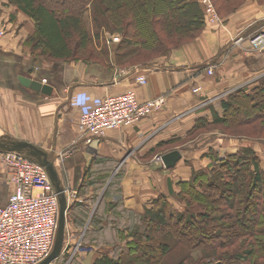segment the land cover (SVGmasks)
<instances>
[{
    "label": "trees",
    "instance_id": "16d2710c",
    "mask_svg": "<svg viewBox=\"0 0 264 264\" xmlns=\"http://www.w3.org/2000/svg\"><path fill=\"white\" fill-rule=\"evenodd\" d=\"M2 1L4 6L15 7L32 21L34 32L25 39V44L42 60L103 67L111 65L112 61L118 70L145 66L170 56L174 50L194 43L207 24L200 0ZM250 1L264 4V0ZM212 2L221 16L225 10L226 13L237 10L247 0ZM90 12L95 26L109 24L115 30L110 34L118 33L121 37L109 50L107 38L102 37L104 46L101 48L102 38L90 32L86 21ZM146 15L152 19L144 18ZM199 70L201 68L198 73ZM220 105L222 115L211 127L219 126L222 134L241 139L237 152L221 153L211 146L203 157L209 160L208 166L191 168L189 179L176 184L177 192L168 181L167 194L161 193L147 202L145 211L132 215L131 220L121 222L115 216L109 219L107 212L115 204L108 202L112 198L103 200L106 215L97 207V215L89 222L80 250L84 253L97 250L94 245L99 246L98 238L105 233L112 234L116 239L114 246L118 248L112 247V257L99 253L92 264H264V155L259 147L264 146V138H260L264 130V82L250 92L237 90ZM209 125L199 119L194 128ZM245 129L254 135L245 133ZM96 160L88 164L83 174L81 197L90 186L96 194L97 183L105 180L94 169L108 165V161ZM113 185L114 182L108 189ZM118 192L112 195L117 198ZM104 195L110 196V191ZM173 197L177 207L170 203ZM222 203L225 214L218 211ZM91 207L69 206L68 211L74 208L71 214L77 227H84L87 210ZM77 213L82 217L78 218ZM114 225L124 228L115 229Z\"/></svg>",
    "mask_w": 264,
    "mask_h": 264
},
{
    "label": "crops",
    "instance_id": "0c3cea01",
    "mask_svg": "<svg viewBox=\"0 0 264 264\" xmlns=\"http://www.w3.org/2000/svg\"><path fill=\"white\" fill-rule=\"evenodd\" d=\"M2 4L0 0V28L5 30L6 36L0 43V137L25 140L50 154L56 159L58 173L63 172L64 182L71 190L80 188L91 161L104 159L108 165L121 170L118 178L120 196L108 201L115 204L107 212L111 220L115 216L125 222L131 220L132 215L142 214L151 196L167 194L168 181L177 192L176 184L189 179L191 168L198 167L197 164L203 168L208 166L210 162L205 158L192 161L191 165L181 158L173 169L166 170L163 165L157 168L151 165L148 154L160 153L157 150L159 144L169 146L170 141L192 130L199 119L211 125L222 115L220 101L237 90L250 92V88L264 82V50L258 53L244 49V52L231 45L236 36L248 37L263 31L264 4L247 0L237 10L229 13L225 10L218 16L219 26L207 21L202 35L189 46L178 48L170 56L145 66L121 70L112 61L111 65L103 67L34 57L25 44V39L34 32L32 21L15 7ZM103 46L101 41L99 47ZM15 62L18 66L11 65ZM32 62H41L42 72L38 75L34 70L32 72ZM210 64L215 66L213 75L206 76L202 71ZM15 67L17 71H14ZM21 77L51 87L50 95L24 86L19 81ZM141 80L145 81L144 85L138 84ZM194 88L200 91H194ZM127 90L137 94L140 102L164 97L166 103L163 109L154 111L137 126L109 130L91 145L79 141L77 121L80 115L92 111L108 96L120 95ZM239 145V142L235 145L234 153ZM67 147L71 154L63 166L56 153ZM88 158L91 159L89 162ZM84 190L78 204L90 206L84 201L92 196L93 189L90 186ZM10 193L7 171L0 162V207L8 204ZM102 206L106 215L107 210ZM84 233H78L81 239ZM92 255L87 252L81 264H92Z\"/></svg>",
    "mask_w": 264,
    "mask_h": 264
},
{
    "label": "built area",
    "instance_id": "2783aa9c",
    "mask_svg": "<svg viewBox=\"0 0 264 264\" xmlns=\"http://www.w3.org/2000/svg\"><path fill=\"white\" fill-rule=\"evenodd\" d=\"M200 1L208 22L219 21L212 1ZM4 35L0 28V43ZM110 41L115 43L119 40L111 38ZM234 44L246 51L261 50L264 48V29L248 37L239 35ZM213 69L210 66L207 70L209 76L213 74ZM140 84L144 85L145 81L141 80ZM163 106L164 98L140 102L137 95L129 90L108 96L92 111L80 115L77 121L78 139L91 145L109 130L135 126L151 111ZM70 154L69 148L62 154L59 152L57 158L62 162ZM0 160L8 172V184L12 187L8 204L0 207V264H40L54 246L59 216L58 196L41 166L15 153H0ZM156 160L161 162V156H157ZM72 193L74 196V191L65 189L66 198ZM81 237L77 242L82 240ZM77 242L75 247H80L81 244ZM68 247L67 242L64 249Z\"/></svg>",
    "mask_w": 264,
    "mask_h": 264
},
{
    "label": "rangeland",
    "instance_id": "374dc122",
    "mask_svg": "<svg viewBox=\"0 0 264 264\" xmlns=\"http://www.w3.org/2000/svg\"><path fill=\"white\" fill-rule=\"evenodd\" d=\"M97 5L98 4L96 3V6ZM2 6H4V5L2 4ZM91 14H92V12L87 13V15H86V21H87V24H89L88 27L90 29V32L93 35L97 34L100 39L102 37L104 39L107 38L108 41H106V44H107V46L109 45L110 48H111V46L113 44L119 43L121 37H118L117 36L118 33L115 34V35H111L110 34V33H115V30L113 29L114 27H112L109 24L106 25V23H100V22H97V24L100 23L99 25H102L101 27H98V25L95 26V24H93V21H92V19L90 17ZM217 16H218V14H217ZM146 17L149 18L150 16L149 15H146L144 18H146ZM150 19H152V18L150 17ZM206 20H207V17H206ZM209 23L217 24L219 26V24L221 23V20L216 21V22H209ZM104 24H105V26H104ZM1 29H3V28H1ZM3 31L5 33V30H3ZM5 36L6 35H4V37ZM236 37H238V36H236ZM236 37L234 38L235 40H236ZM103 38L100 40V43H101V41L103 42ZM110 38H117L119 41L118 42H115V43L114 42L113 43H109V39ZM235 40H232V44L231 45H233L234 47L235 46L236 47H239L240 49H242L245 52V50H244L243 47H240V46L234 44L235 43ZM263 50H264V48L261 49V50H258V51H254V52L260 53V52H263ZM175 51H177V50H174V52ZM35 56L38 57V54L37 55L35 54L34 57ZM103 56H104L103 58L106 57L105 55H103ZM106 61L107 60H104V62H106ZM16 63H18V62L12 63L11 65L18 66V65H16ZM40 63L41 62H38V63H35V64L33 63L34 64L33 66L30 65L32 67L31 68L32 69V72L34 70V72L37 73L36 75H38L40 72H42L41 71L42 68L40 66ZM210 66L213 67V68L215 67L214 64H210V65L207 66V68H205L202 71V73L206 74V76H209L207 74V70L210 68ZM14 69H15L14 71H17L18 70L17 67H15ZM213 71H214V69H213ZM44 82L45 81H43V83ZM138 84H140V81L138 82ZM140 85H143V84H140ZM251 89L252 88H250V90ZM196 90L197 91H200L199 88H194V91H196ZM129 91H132V90H129ZM156 98H164V97H153V98L148 99L146 101L148 102V101H151V100L156 99ZM221 102L222 101H220V103ZM165 103H166V100L164 99V105H165ZM159 110H161V109H155V111H159ZM153 112L154 111H151V113L149 114V116H151V114ZM148 117H146V118H148ZM146 118H144V119H146ZM144 119H142V120H144ZM142 120H140L137 124H139ZM137 124L135 126H137ZM214 127H217V128H214ZM214 127H211V125H209L208 127H204L203 129H197V128H193L192 130L189 129L188 131H185L183 133V136L180 135V137H176L175 140L170 141L169 146L164 147V145L162 143L159 144L158 145L159 148L157 150L160 153H156V151L155 152L153 151V153L150 152L148 154V157L151 160V163L150 164L153 165L156 168L157 167H161L162 166V164H161L162 163V156L165 155V153L167 154V152H171V151H179L180 154H181V158H184V163L187 164V165H191V162L192 161L201 160V158H203L205 156L204 155L205 152L207 150H209L211 146L212 147H215L216 149H218L221 153L222 152L223 153L226 152V153H229V154L234 153L236 151L235 145L236 144L238 145V142H239V144H241V139L235 138V137H233L231 135H228V134H225V133L222 134L221 129H220L219 126H215L214 125ZM262 128H264V127H262ZM244 132L247 133V134H249L250 136L254 135V133H251V131H248L247 129H245ZM78 135H79V133H78ZM260 138H264V130H263L262 137H260ZM256 140L257 141H260L261 139H256ZM262 140L264 141V139H262ZM230 144H233V145L230 146V147H228ZM252 144L253 143H251V146H252ZM259 147H261V150L263 151V155H264V146L260 145ZM68 149H69V147L63 148L60 151V154L66 152ZM165 151H167V152H165ZM0 153H6V152H0ZM10 153H14V152H10ZM10 153H7V154H10ZM58 153H56V154L58 155ZM149 155H151V156H149ZM21 156H23V155H21ZM157 156H161V162L160 161L158 162L156 160ZM23 157H25V156H23ZM67 160L66 159L65 160H62L61 165H63V166L66 165ZM90 160L91 159L88 158L87 159V162H89ZM0 162H1V160H0ZM1 164H2V162H1ZM55 164H57V163H55ZM2 166H3L4 170H6L3 164H2ZM197 166L198 167H201L198 164H197ZM60 170H61V168H60ZM94 170H96L98 172V174L102 178L105 177V180H104V182H101L102 181L101 180L99 183H97V187H96V188H98L97 189V193L96 194L93 193L92 196H90L87 199V201H84V203H90L91 206H95V207H91V209H90L91 211L90 210H87V217L89 219V222L94 217V215H97V214H95L96 213V210L98 212V208L101 209V206H102L101 205V201L102 200H105L106 201V199H111V198L112 199H115V197L112 195V193L115 194L116 192H118L120 190V183H121L119 180L114 181V179L115 178H118V176L120 175L121 170H118V168L112 166V164H110V165H106V164L103 165L102 164L101 166L100 165L99 166H96V169H94ZM62 173L63 172L60 171L59 177L61 179V182L65 184V182H64V179L65 178L62 176ZM98 174H96L95 177ZM7 175H8V172H7ZM102 178H99V179H102ZM178 178H179V180H182V176H179ZM112 181L114 182V185L109 190L108 189V186H110V184L113 183ZM64 187H65V189H70L67 184H65ZM10 188L12 190V187L11 186H10ZM79 190H80V188L77 191H75V189L72 190V191L75 192L74 193V196H73V193L68 195V197H67L68 198V200H67V210H68L69 206H71L73 204H78L79 201H80V198L83 199V197H81V194L82 193H80ZM108 191H110V196L105 197L106 195H104V194H107ZM159 196H161V195L156 193V194H154V196H151V199L150 200L152 201V200L158 198ZM173 198H171L170 203L173 205V207L174 206L177 207L178 204L175 201V198L174 199ZM145 209L146 208L143 207V211H145ZM73 210H74V208H73ZM72 211L69 210L67 212V215H66V224H65L66 225V229H65V232H64V239H66V242H63L62 251L60 253L61 255H60V257L58 259H56V261H54L51 264H81V262L84 259L83 257L87 254L86 252L84 253L83 251L80 250L81 249V246L79 247V245H76V247H75V244L79 240L78 239V237H79V234L78 233L81 232V231H85V233H87V231H89L90 224L87 221L86 223H83L84 224V227H81V228L77 227L78 224L75 223L74 219L72 218V215H73V213L71 214ZM218 211L221 214H225V208H224L223 203L221 204V208H219ZM77 215H78L77 216L78 218H80V216L82 217V214L77 213ZM88 233H90V232H88ZM109 234L110 233L102 234L100 236V238H98L99 246H98V244L94 245L95 247L96 246L98 247L97 248V251H94L93 249H91V250L88 251L91 255L93 253H95V252L98 253V254L95 253V254L92 255V258H91L92 261H94L96 258H98L99 253L102 254V255H107L109 257H112L113 256V248L112 247H114V250H115L116 248H118V246H116V247L114 246V244L116 242V239L114 237H112L111 235H109ZM81 241L80 242H77V243H80L81 244ZM67 242H68L69 247L65 250L64 249V246L67 244ZM121 245L122 244H119V246H121Z\"/></svg>",
    "mask_w": 264,
    "mask_h": 264
},
{
    "label": "water",
    "instance_id": "95a60500",
    "mask_svg": "<svg viewBox=\"0 0 264 264\" xmlns=\"http://www.w3.org/2000/svg\"><path fill=\"white\" fill-rule=\"evenodd\" d=\"M20 83L24 86L30 88L34 92H40L45 95H50L51 87L43 86L39 82H32L26 78L21 77L19 79ZM0 152H14L18 155L25 156L29 161L35 163L38 166H41L45 169L50 182L52 183L53 189L58 196L59 203V216L57 221V230L55 233V242L53 249L50 255L42 261L40 264H51L56 259L60 257V253L62 250L63 242H64V232H65V222H66V214H67V200L65 196L64 186L59 177V173L57 168H55V158H53L50 154L42 150L41 148H37L33 144L27 141H19L14 140L10 137H0ZM181 160V154L179 151H171L167 152V154L162 156V164L164 168L173 169L177 163Z\"/></svg>",
    "mask_w": 264,
    "mask_h": 264
},
{
    "label": "bare ground",
    "instance_id": "6f19581e",
    "mask_svg": "<svg viewBox=\"0 0 264 264\" xmlns=\"http://www.w3.org/2000/svg\"><path fill=\"white\" fill-rule=\"evenodd\" d=\"M64 190H65V187H64ZM66 200H67V198H66ZM68 212V211H67ZM65 224H66V222H65ZM65 229H66V227H65ZM64 242H66V239H64ZM62 251V250H61Z\"/></svg>",
    "mask_w": 264,
    "mask_h": 264
}]
</instances>
